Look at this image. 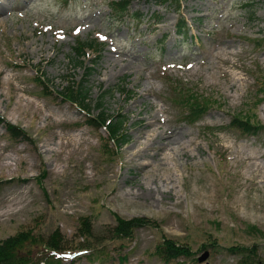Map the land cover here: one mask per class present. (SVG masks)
Here are the masks:
<instances>
[{
    "label": "rangeland",
    "instance_id": "1",
    "mask_svg": "<svg viewBox=\"0 0 264 264\" xmlns=\"http://www.w3.org/2000/svg\"><path fill=\"white\" fill-rule=\"evenodd\" d=\"M180 1L132 0L129 11L145 14L139 24L117 19L109 0H14L0 12V115L28 134L14 138L0 124V240L30 228L40 235L30 251L39 258L60 228L71 253L55 264H241L229 247L255 244L264 264V100L256 81L264 77V0ZM181 17L188 36L176 30ZM89 36L105 42L92 97L117 84L124 90L104 98L110 112L128 117L130 141L119 150L57 92L83 75L72 56L77 39ZM181 85L211 101L195 121L177 99ZM235 114L259 123L257 132L230 126ZM153 115L163 123L142 135L136 123ZM159 129L180 143L163 149L160 137L145 148ZM188 144L192 156L179 150ZM144 162L151 172L141 171ZM116 215L151 223L122 238ZM83 218L97 248L75 253ZM165 238L191 254L165 260L156 250Z\"/></svg>",
    "mask_w": 264,
    "mask_h": 264
},
{
    "label": "trees",
    "instance_id": "2",
    "mask_svg": "<svg viewBox=\"0 0 264 264\" xmlns=\"http://www.w3.org/2000/svg\"><path fill=\"white\" fill-rule=\"evenodd\" d=\"M159 1H172L181 5L180 0H159ZM132 0H109V5L114 12L117 19H122L125 15H129L136 20L139 24L143 22L144 15L139 11L130 12L129 6ZM248 5V11L251 16L254 15L255 10L252 5ZM161 19L160 14H155L152 24L157 23ZM176 30L178 34L186 35L190 34V28L188 22L184 17H181L177 24ZM104 48V42L97 37L78 38L74 46L75 55L72 56V60L77 66H81L85 69L83 75L77 79L72 78L66 85H63L61 89L57 90L58 95L64 100H68L77 105L80 109L84 110L88 115L87 122L91 125L102 126L108 133L109 140L115 145V149L119 150L126 143L130 141V134L127 128L128 117L122 111L110 112L104 103L105 96L112 92V90H119L124 93L123 87L119 84L112 88L104 89L97 99L92 97V86L90 85V78L95 71V66L98 63L102 51ZM86 58H89L90 63L85 62ZM36 79L45 85V80L42 75L36 77ZM256 81L259 85L258 92L261 94L262 100H264V77L258 76ZM178 101L185 107L184 111L187 113L185 117L190 120H197L207 110L210 105L209 99L204 92H200L197 89L190 88L185 85H181L177 88ZM97 109L96 113H93V109ZM0 124H4L11 136L14 138L27 136L25 132L19 126L8 121L4 116L0 115ZM230 126L239 128L243 133L255 134L260 127V124L250 119L248 115L235 114ZM42 180V178H40ZM117 222L113 227L115 235L118 237L126 238L133 234V230L136 227L144 224H150L151 219L145 216H136L131 218H124L120 215H116ZM80 236L83 238L76 247L79 250H89V248H97L91 243V239L94 236L92 223L88 218H83L81 224ZM40 237V235H38ZM32 229H23L18 232L8 235L0 240V264H55L64 258V249H70L69 246H63V234L60 228L54 230L43 242L44 250L41 251L44 256L38 258L32 254L31 248L39 244L40 238ZM65 247V248H64ZM84 247V248H83ZM83 248V249H82ZM234 252L240 255L241 264H263L258 257L255 244L253 245H233L229 247ZM156 250L159 255L163 256L165 260L169 261L177 258L181 255H189L192 250L189 246L179 243L172 238H165L157 244ZM99 251L93 250L87 256L93 260L95 253ZM30 254V256H29ZM125 258V257H123Z\"/></svg>",
    "mask_w": 264,
    "mask_h": 264
},
{
    "label": "bare ground",
    "instance_id": "3",
    "mask_svg": "<svg viewBox=\"0 0 264 264\" xmlns=\"http://www.w3.org/2000/svg\"><path fill=\"white\" fill-rule=\"evenodd\" d=\"M14 2V0H0V12L4 10L5 6H11L12 3ZM127 66L126 65H122V68H126ZM159 121V124L160 123H163L162 122V118H159L155 115H153L152 117L150 116H146V117H143L141 116L139 121L136 123L137 125V129H138V132L142 133V135H144L146 132H145V129L154 125L155 123H158ZM164 123H165V120H164ZM149 130V129H148ZM151 130V129H150ZM148 134V133H146ZM146 138H148L150 141L146 143L145 145V148L153 145L155 143V141H157L158 138L162 137L165 139L164 143H163V149L169 147V146H172L173 144L175 143H180V141L177 139L176 136H174V133H167L165 129H159L157 132H150L149 133V136H145ZM139 138V137H138ZM145 140V139H144ZM141 142V141H140ZM158 142V141H157ZM190 144H194V142H191ZM184 145L182 147H180V151L182 152L183 155H189V156H192V154L190 153V151L187 149L188 146L190 145ZM196 147H199L198 145L195 144ZM151 148V147H150ZM171 150H172V153L176 152V149L175 147H171ZM177 153V152H176ZM163 154V153H162ZM158 155H161V152H159ZM171 154H167V156H170ZM178 155V154H177ZM129 157V156H128ZM167 158V157H165ZM169 158V157H168ZM247 158V157H246ZM132 159V158H131ZM161 159H164V157L162 156ZM174 160V159H173ZM140 166L142 167V170L145 169V168H148L146 169L145 173L147 172H151V164L150 163H141ZM261 168H259L260 170ZM154 170H157V169H154ZM158 172V171H156ZM258 172V171H257ZM160 173V172H159ZM156 174V173H155ZM154 175V173H153ZM257 175H261L260 172L257 173ZM161 177V176H160ZM262 177H264L262 175ZM25 206V205H24ZM23 206V207H24ZM22 209V208H21ZM15 212V211H14ZM18 213V212H17ZM10 214V213H8ZM2 216V214H0V217ZM3 220V219H2ZM5 222V221H4Z\"/></svg>",
    "mask_w": 264,
    "mask_h": 264
},
{
    "label": "water",
    "instance_id": "4",
    "mask_svg": "<svg viewBox=\"0 0 264 264\" xmlns=\"http://www.w3.org/2000/svg\"><path fill=\"white\" fill-rule=\"evenodd\" d=\"M209 253L208 251H206L201 257H200V260H203L205 259L206 257H208Z\"/></svg>",
    "mask_w": 264,
    "mask_h": 264
}]
</instances>
